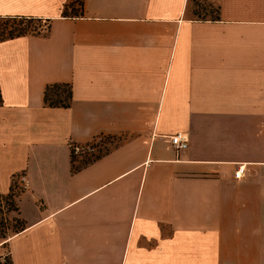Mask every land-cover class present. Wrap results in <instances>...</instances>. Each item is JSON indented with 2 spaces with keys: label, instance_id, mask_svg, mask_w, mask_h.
<instances>
[{
  "label": "crops",
  "instance_id": "obj_1",
  "mask_svg": "<svg viewBox=\"0 0 264 264\" xmlns=\"http://www.w3.org/2000/svg\"><path fill=\"white\" fill-rule=\"evenodd\" d=\"M72 1L0 0L48 27L0 40V193L21 178L24 222L0 260L264 264V0Z\"/></svg>",
  "mask_w": 264,
  "mask_h": 264
},
{
  "label": "rangeland",
  "instance_id": "obj_2",
  "mask_svg": "<svg viewBox=\"0 0 264 264\" xmlns=\"http://www.w3.org/2000/svg\"><path fill=\"white\" fill-rule=\"evenodd\" d=\"M78 0H73V4H74V8L71 9L69 12L73 13L74 11H77V7H76V2ZM44 25L43 22L39 23L33 20H27V19H4L2 21H0V37L2 35L6 36L7 34H12V35H16V34H20V33H36V32H40L42 30H44L43 27H41V25ZM118 141V138H114V137H107V136H102L101 138H98L97 140L93 141V142H89L87 144H82V145H71L72 148V157L73 159L77 160L80 159L79 161H81V163L83 162H87V161H91L92 159L100 156L102 153H104L105 151H108L113 145H115ZM79 148L78 150L76 148ZM20 177L17 178L15 184H14V190L17 191L18 193L21 190V185L20 183ZM7 215L5 214V209L3 210V213L0 212V221H2V223L5 224L2 225L3 227L0 226V229H2L4 232H0L3 235H5V237L8 239L9 237V232L11 231V224L13 222H5V219H3L4 217H6ZM9 217V216H8ZM7 226V228H6ZM6 238H1L0 237V241L2 242H6ZM6 239V240H5ZM4 245V244H3ZM6 246V245H5ZM4 246V247H5ZM4 251V257L7 256V251Z\"/></svg>",
  "mask_w": 264,
  "mask_h": 264
},
{
  "label": "trees",
  "instance_id": "obj_3",
  "mask_svg": "<svg viewBox=\"0 0 264 264\" xmlns=\"http://www.w3.org/2000/svg\"><path fill=\"white\" fill-rule=\"evenodd\" d=\"M41 27H43L44 30H46L48 28L46 26V24H44V25L42 24ZM36 33H39V32H36ZM20 34H22V33H20ZM12 36H14V35H12V34L11 35L7 34L6 36L2 35L0 37V40L5 38V37H12ZM1 99H2V97L0 94V101H1ZM70 100H72V91H71L70 83H60V84L52 83V84H49L45 87L44 103L47 106H50V107H68L70 104ZM13 186H14V181L12 182V185L10 186L8 193H0V212L3 213V210L5 209V214L7 215L3 219H5V222L6 221L13 222L11 224V231L9 232V236H11L14 233L19 232L20 230L22 231L24 229V222H22V219L15 217V216H11V214L13 212L18 211V206H17L16 201H15L16 196L18 195V192L13 189L14 188ZM2 225L5 226V224L2 223V221H0V226L3 227ZM6 228H7V226H6ZM0 232H4V231L2 229H0ZM0 237L6 238L7 236L5 237V235L0 233ZM6 243L7 242L3 243L4 246L6 245ZM2 263L9 264L10 263L9 256L4 257L3 261L0 260V264H2Z\"/></svg>",
  "mask_w": 264,
  "mask_h": 264
},
{
  "label": "built area",
  "instance_id": "obj_4",
  "mask_svg": "<svg viewBox=\"0 0 264 264\" xmlns=\"http://www.w3.org/2000/svg\"><path fill=\"white\" fill-rule=\"evenodd\" d=\"M188 134L180 131L170 136V141L174 145V147L179 150L186 148L188 145ZM79 149L78 147L76 148ZM245 172V166L244 165H238L236 171H234L233 176L235 179H242L243 174Z\"/></svg>",
  "mask_w": 264,
  "mask_h": 264
}]
</instances>
